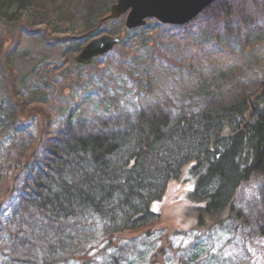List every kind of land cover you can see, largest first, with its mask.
<instances>
[{"label":"rangeland","instance_id":"rangeland-1","mask_svg":"<svg viewBox=\"0 0 264 264\" xmlns=\"http://www.w3.org/2000/svg\"><path fill=\"white\" fill-rule=\"evenodd\" d=\"M117 0H0V264H264V175L238 189L243 220L199 225L186 197L162 219L128 230L118 244L95 226L69 225L80 241L49 258L42 217L23 195L39 163L66 132L125 131L139 111L163 107L172 119L211 100L246 95L264 81V0H216L185 24L155 17L108 21ZM103 34L121 35L90 64L77 60ZM13 233L30 237L24 245ZM75 254V255H74Z\"/></svg>","mask_w":264,"mask_h":264},{"label":"trees","instance_id":"trees-1","mask_svg":"<svg viewBox=\"0 0 264 264\" xmlns=\"http://www.w3.org/2000/svg\"><path fill=\"white\" fill-rule=\"evenodd\" d=\"M128 122L123 132H66L39 163L22 203L53 234L44 240L49 258L80 242L65 236L75 222L100 228L102 240L118 244L128 230L151 231L167 205L184 197L201 226L224 222L229 212L244 219L231 205L244 182L264 175V81L176 119L157 106ZM76 257L90 262L88 252ZM111 258L119 264V256Z\"/></svg>","mask_w":264,"mask_h":264},{"label":"water","instance_id":"water-1","mask_svg":"<svg viewBox=\"0 0 264 264\" xmlns=\"http://www.w3.org/2000/svg\"><path fill=\"white\" fill-rule=\"evenodd\" d=\"M216 0H117L102 21L118 18L128 12L126 25L136 28L155 17L164 23L185 24ZM122 40L121 35L103 34L89 41L77 56L82 64H90L94 57L113 49Z\"/></svg>","mask_w":264,"mask_h":264}]
</instances>
